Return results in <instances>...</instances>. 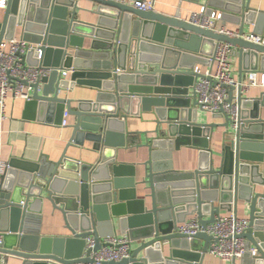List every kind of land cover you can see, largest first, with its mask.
<instances>
[{
  "label": "water",
  "instance_id": "obj_1",
  "mask_svg": "<svg viewBox=\"0 0 264 264\" xmlns=\"http://www.w3.org/2000/svg\"><path fill=\"white\" fill-rule=\"evenodd\" d=\"M80 1L8 0L2 11L0 45L20 32L21 39L41 45L42 59L31 51L28 64L54 69L41 90L39 84L32 86V100L25 102V119L48 122L59 117L60 126L65 112L74 119L67 126L73 133L59 161L49 163L43 157L30 168L27 163L16 166L12 160L1 177L0 223L6 225L0 224L5 238L0 248L6 257L3 264L11 257L22 264H93L92 253L102 248L106 238L117 236L118 208L124 207L123 203L131 206L133 201L143 206L136 219L146 218L149 223L142 226L151 230L139 247L132 248L129 258L103 264H204L216 240L205 233L194 237L179 234L178 226L197 217L206 227L222 212L238 215L241 209L249 211L250 228L244 235L247 248L253 246L258 251L251 264H264V95L250 98L240 87H227L228 102L239 108L238 128L234 129L230 117L223 113L212 115L213 119L224 118L223 124L199 122L201 107L195 94H190L201 78L194 73L195 66L209 64L217 43L232 44L235 54L238 50L240 82L263 64L264 46L196 26L182 19L180 12L173 16L145 12L133 3L89 0L97 6L89 11L96 18L84 22L78 18V11L85 10L79 7ZM203 6L208 13L219 11L225 24L239 26L240 36L246 25L254 26V34L264 35V14L253 10L250 0H207ZM85 40L91 41L89 48H85ZM163 51L177 54L179 61L169 64ZM191 56L194 64L187 62ZM50 57L55 61L50 62ZM59 70L73 73L69 80L58 82ZM76 86L93 88L97 94L93 100L69 98L68 92L73 93ZM134 107L139 114L142 108L154 112L159 125L165 124L167 130L164 134L158 129L161 138L140 143L148 148L149 159L139 164L144 168L143 178L140 182L132 179L130 198L125 197L126 183L117 169L113 175L107 173L110 165L105 158L100 165H85L68 152L83 148L86 142L93 143L97 152L113 148L115 129L124 133L126 117L139 115ZM32 113L36 117H31ZM217 128H225L219 164L210 148ZM118 147L126 148V139ZM182 147L199 150L197 170H175L173 154ZM139 188L145 192L143 199L136 197ZM146 200H151L150 208H145ZM46 201L62 213L69 238L41 236ZM136 219H120L123 234L131 241L135 240L133 229L138 227L133 224ZM89 237L96 242L93 250L86 248ZM246 256L251 254L242 259Z\"/></svg>",
  "mask_w": 264,
  "mask_h": 264
},
{
  "label": "crops",
  "instance_id": "obj_2",
  "mask_svg": "<svg viewBox=\"0 0 264 264\" xmlns=\"http://www.w3.org/2000/svg\"><path fill=\"white\" fill-rule=\"evenodd\" d=\"M142 1H155V11L165 15L173 16L178 12L181 14V18L184 20H190L191 14L197 12L201 9L203 4L207 0H201L200 4L194 3L192 0H142ZM251 8L258 12L264 14V0H250ZM79 7L85 9L84 11H78V18L84 22H94L95 16L89 11H95L97 6L94 2L89 0H83L79 2ZM219 12V11H218ZM2 11L0 10V18H2ZM217 27H224L230 32H239V26L234 23L227 22L226 24L221 21H217ZM254 32L253 25L245 26V35H250ZM16 38L21 39L20 32H17ZM184 45L187 44L184 43ZM189 45V44H188ZM85 48L91 46L90 40H85ZM235 48V47H234ZM236 49V48H235ZM186 50L184 49V52ZM161 52V50H158ZM164 53V54H163ZM163 59L167 58L169 64H174L179 61V56L174 53L162 52ZM187 54V53H186ZM189 55H193L188 53ZM194 58L191 56L187 62L189 64H194ZM50 62H54L55 58L50 57ZM233 67V76L235 79L239 80L241 71V58L237 53L232 54L231 59ZM199 65V64H198ZM264 62L260 65L257 72L259 77L264 74ZM201 66V65H200ZM203 69L204 66H202ZM247 73V74H248ZM246 74V75H247ZM69 80V77L66 78ZM63 80L62 82H65ZM60 78H58V82ZM65 94V93H64ZM97 94V91L90 87L76 86L73 93L68 92L69 98L76 100H93ZM190 94H194L193 88L190 89ZM263 94L261 88H252L247 96L250 98H257ZM65 96H67L65 94ZM134 111L139 114V109L134 107ZM26 105L22 100H9L7 102V109L5 112V118L1 117L0 112V161L10 162L12 160L17 163L16 166L24 167L27 163L30 168L35 164H39L43 157H46L48 162H57L63 156L65 149L71 139L73 130L71 127L62 128L58 123L59 117L55 118V121L39 122L36 120L25 119ZM36 113H32L31 117H36ZM261 117L264 119V108L261 109ZM46 118H48L46 116ZM124 120V119H120ZM199 122H209L223 124L225 122L224 118L213 119L212 114L205 112L199 108L198 111ZM69 126L74 123V119L68 118ZM125 132L115 129V133L112 134L111 143L113 148L102 149L97 152L93 149V143L86 142L83 148H71L68 152V156L77 162H81L85 165H100L104 158L107 160L109 166L108 172L103 175L112 174L116 168L122 181L126 183L125 197H132V192L130 189L132 179H136V182H140L143 178L144 168L140 167L139 164L146 162L149 159V150L147 147H140V143L146 145L149 141L153 139L161 138L160 134L157 132L160 129L161 133L166 132L167 126L165 124L159 125L158 118L154 112H150L148 109L144 110L142 108L141 112L137 116H128L125 119V125L123 127ZM163 130V131H162ZM123 134V135H122ZM218 135V140L220 144H224L225 128H217L212 133L210 138V148L214 152L216 143H214L215 136ZM221 137V138H220ZM163 138V137H162ZM126 139V148L118 147L122 141ZM200 163V152L198 149L191 147H182L180 151H175L173 154V164L174 168L180 172H193L199 168ZM27 166V167H28ZM262 171L264 172V164H262ZM107 172V173H106ZM145 196L144 190L138 189L136 197L143 199ZM124 207L118 208L117 213L121 214V217L115 218V227L117 229V236L123 237V226L120 223L121 218H139L137 214H141L140 211L143 208L142 204L133 201L131 206L127 203H123ZM151 207V200L145 201V208ZM126 214L125 217H122ZM226 214V212H222ZM239 217L249 219V211L241 209L238 213ZM194 217H189L190 220ZM209 218V217H207ZM149 221L146 218L136 219L133 224L135 229H133L135 240L132 242V247L137 248L143 243L144 236H147L150 232V227H143L142 224H148ZM1 226L5 228V224L1 221ZM31 226H35V222L30 223ZM126 225H128L126 223ZM146 226V225H145ZM41 236L47 238H69L70 232L66 228L64 217L61 212L56 211L50 202H45L42 206V218L40 220ZM247 240V239H246ZM205 242L202 241L203 245ZM248 244V240H247ZM253 247V246H252ZM254 248V247H253ZM253 257L246 256L236 262V264H251ZM22 261L17 258H9L8 264H22ZM3 264V263H2ZM204 264H230L224 262L218 258H214L209 254L206 256Z\"/></svg>",
  "mask_w": 264,
  "mask_h": 264
},
{
  "label": "built area",
  "instance_id": "obj_3",
  "mask_svg": "<svg viewBox=\"0 0 264 264\" xmlns=\"http://www.w3.org/2000/svg\"><path fill=\"white\" fill-rule=\"evenodd\" d=\"M120 4L129 5L133 3L135 8L145 11H155V1L135 2L133 0H107ZM8 0H0V10L6 9ZM222 20L220 12L213 11L208 13V9L202 6L197 12L191 14L189 22L204 29L215 31L219 34L233 38H243L246 41L264 46V35L250 34L240 36L239 32H230L224 27L218 28L217 21ZM40 44L29 43L23 39L14 38L3 41L0 45V112L1 117L5 118L7 102L9 100H22L28 102L32 100L34 89L32 86L39 84V90L43 86L45 79L54 71L51 67L31 66L27 62V55L34 51L39 55L38 60L42 59ZM234 46L229 43L219 42L216 44L215 52L209 58L208 65H196L194 73L200 75L193 87L196 101L202 110L215 115L223 113L232 120L234 129L238 128L239 108L236 103L230 104L229 92L227 87L241 88L244 93H248L252 88H261L264 95V74L259 77L257 72H250L242 82L233 76L231 63ZM204 66L205 69L202 68ZM60 80L71 77L73 70L58 71ZM69 115L67 112L61 124L62 128L69 125ZM9 169V162L0 161V181L1 177ZM250 228V220L236 215L234 212L221 214L216 217L214 224L206 227L201 226L197 217L188 220L178 226L177 232L188 237H194L199 233H205L213 237L216 241L212 242L208 249V254L230 264H236L246 253H250L253 258L258 256L256 248H247L245 233ZM5 244L4 233L0 231V248ZM96 246L94 237L86 239L87 250H93ZM132 242L127 235L123 237H109L104 240L102 248L93 252L91 257L93 264H103L109 262H121L131 255ZM6 257L0 254V264L5 263ZM84 264V263H76Z\"/></svg>",
  "mask_w": 264,
  "mask_h": 264
},
{
  "label": "rangeland",
  "instance_id": "obj_4",
  "mask_svg": "<svg viewBox=\"0 0 264 264\" xmlns=\"http://www.w3.org/2000/svg\"><path fill=\"white\" fill-rule=\"evenodd\" d=\"M218 135L215 136L214 143H216V147L214 150L215 154V162L217 164L220 163L221 157H222V145L220 144V141L218 140ZM221 138V137H220Z\"/></svg>",
  "mask_w": 264,
  "mask_h": 264
}]
</instances>
